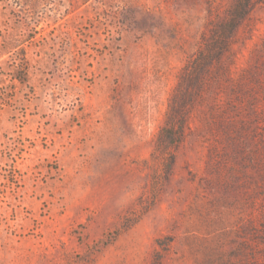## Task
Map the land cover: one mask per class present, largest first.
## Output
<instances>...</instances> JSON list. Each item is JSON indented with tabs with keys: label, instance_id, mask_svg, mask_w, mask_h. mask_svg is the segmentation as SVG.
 I'll list each match as a JSON object with an SVG mask.
<instances>
[{
	"label": "rangeland",
	"instance_id": "obj_1",
	"mask_svg": "<svg viewBox=\"0 0 264 264\" xmlns=\"http://www.w3.org/2000/svg\"><path fill=\"white\" fill-rule=\"evenodd\" d=\"M230 3L0 0V264H264V0L189 74Z\"/></svg>",
	"mask_w": 264,
	"mask_h": 264
},
{
	"label": "trees",
	"instance_id": "obj_2",
	"mask_svg": "<svg viewBox=\"0 0 264 264\" xmlns=\"http://www.w3.org/2000/svg\"><path fill=\"white\" fill-rule=\"evenodd\" d=\"M255 0H231L226 10V14L210 29L208 37L205 39V46L201 50L195 67L192 65L189 74H196L199 78L207 77L214 61L222 62L223 58L229 52L230 47L236 37V34L242 24L248 18L254 8ZM195 75V76H196ZM194 76L189 82H193ZM174 112L177 114L178 109ZM186 122L180 123L171 120L169 127L163 129L159 136V145L170 142L175 147L178 139L184 134Z\"/></svg>",
	"mask_w": 264,
	"mask_h": 264
}]
</instances>
